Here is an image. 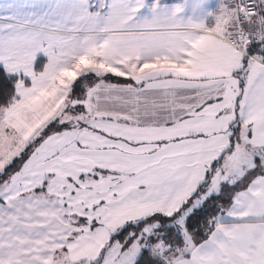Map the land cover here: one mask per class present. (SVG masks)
I'll use <instances>...</instances> for the list:
<instances>
[{
	"label": "snow or ice",
	"instance_id": "1",
	"mask_svg": "<svg viewBox=\"0 0 264 264\" xmlns=\"http://www.w3.org/2000/svg\"><path fill=\"white\" fill-rule=\"evenodd\" d=\"M0 264H264V0H0Z\"/></svg>",
	"mask_w": 264,
	"mask_h": 264
}]
</instances>
